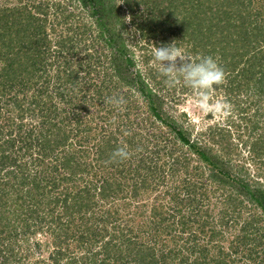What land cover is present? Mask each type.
Masks as SVG:
<instances>
[{"label":"trees","instance_id":"1","mask_svg":"<svg viewBox=\"0 0 264 264\" xmlns=\"http://www.w3.org/2000/svg\"><path fill=\"white\" fill-rule=\"evenodd\" d=\"M173 41L218 60L245 128L170 113L147 50ZM119 259L264 264V0H0V264Z\"/></svg>","mask_w":264,"mask_h":264},{"label":"clouds","instance_id":"2","mask_svg":"<svg viewBox=\"0 0 264 264\" xmlns=\"http://www.w3.org/2000/svg\"><path fill=\"white\" fill-rule=\"evenodd\" d=\"M131 19V16H128L126 22H130ZM151 56L165 84L175 87L182 83L190 88L197 95V106L201 111L213 116L226 111L224 102L213 101L209 96L213 87L222 84L225 80V71L216 58L201 54L193 59L191 55L182 51L176 41L159 47L154 45ZM106 103L119 108L125 103V99L113 95L107 98ZM129 158L130 152L127 146H120L111 152L108 159L109 162H122Z\"/></svg>","mask_w":264,"mask_h":264},{"label":"rangeland","instance_id":"3","mask_svg":"<svg viewBox=\"0 0 264 264\" xmlns=\"http://www.w3.org/2000/svg\"><path fill=\"white\" fill-rule=\"evenodd\" d=\"M66 2H68V0H66ZM118 3H121V2H118ZM75 12L77 14L76 19H75L77 24H79L80 26H84V23H88V24L91 23L92 16L88 10L85 11V10H82V8H77ZM79 15H80V17H79ZM130 38H132V37H130ZM82 44H83V41L81 42V45ZM180 48L181 49L183 48L182 51L185 52L184 49L186 48V45L183 44L182 47L180 46ZM147 51L150 54L152 53V51H150V50H147ZM136 53H137V55H139L140 51L136 50ZM186 54H188V53H186ZM190 55L193 57V59H195L197 57L194 54H190ZM51 59H53V58H51ZM141 63H143V62L141 61ZM151 64L154 65L152 60H151ZM144 65L145 64L143 63L142 67H144ZM217 87H215V86L213 87V89L209 93V96H210L211 100H213V101L224 102L226 105V111L223 114H219V115H215V116L211 115L210 113L201 111L197 106V95H196V93H194L190 88L184 86L182 83L178 84L175 87L166 86L164 88H161V92H167L166 93L167 99H168L167 100V106H169L168 109H169L170 113L173 116L179 118L181 121H184V124L186 126H188V128L190 130H192L194 134H197V132H199L201 130H205L208 127V125L214 124V123H218L219 125L224 126V127H229V122H228L229 119L232 120L231 123H233V122H236L237 124L242 123L244 125L243 127L242 126L240 127V129L242 130L243 128L246 127V123H243L244 120H242L240 118V116L238 114H236L235 111L233 110L232 103H230L227 100L228 96L223 91L221 84L218 85ZM183 88H184V92L182 91ZM76 102H81V99H79V98L76 99ZM247 104H249V100H248V102H246L245 104L243 103L242 105L245 106ZM254 108H255V106H252V109L250 111L243 112V113H245V114L247 113V115L254 114V111H255ZM184 112L187 113L186 116L182 115ZM89 113L92 116H96L93 125L95 126L96 122L99 124L100 122L97 120V119H99L98 110L96 108H90ZM86 121L87 120H85L84 122H86ZM74 125H75V128L73 131V137H74V141L76 142L77 139H79L75 135V132L78 130L76 121H75ZM84 125L85 124H83V123L81 124V126H84ZM99 125L101 126L102 124L100 123ZM235 128H234V126L231 127V129L234 131V133L237 134L238 131ZM33 149L35 150L36 148H33ZM59 150H61V149L59 148ZM244 151L247 153V149L245 147H243V152ZM62 154H63V152H62ZM78 183H81V182H78ZM116 261L117 262L115 264H123V261L121 259L116 260ZM175 261H179V259H177Z\"/></svg>","mask_w":264,"mask_h":264}]
</instances>
